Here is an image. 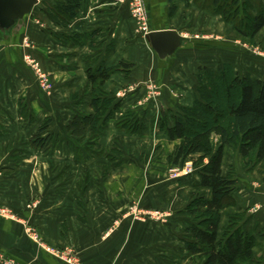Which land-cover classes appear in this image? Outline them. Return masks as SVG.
I'll use <instances>...</instances> for the list:
<instances>
[{
  "label": "crops",
  "instance_id": "1",
  "mask_svg": "<svg viewBox=\"0 0 264 264\" xmlns=\"http://www.w3.org/2000/svg\"><path fill=\"white\" fill-rule=\"evenodd\" d=\"M38 1L42 9H32L16 44L0 37V206L38 225L47 244L73 247L84 264H201L184 243L190 218L183 209L192 193L209 198L210 191L198 187L197 176L174 180L167 175L178 167L171 157L179 142L170 141L160 124L162 114L171 125L178 107L192 105L196 63L204 61L206 47L222 46L188 41L184 32L216 31L222 38L226 26L195 0H145L151 31H176L192 45L160 61L144 38H134L126 3L79 0L69 18L60 10L75 0ZM5 36L10 40L11 31ZM26 55L46 74L50 91L37 88ZM118 64L134 67L118 68L104 85L119 107L102 135L94 145L88 144L89 134L81 141L68 135L74 115L94 113L87 65ZM253 72L252 78L264 81ZM149 82L157 85L154 90L145 86ZM130 85L133 91L127 90ZM47 120L42 136L48 142L33 149L30 140ZM134 121L142 132L121 127ZM229 150H224L222 171L233 166L238 183L235 204L223 210L220 228L228 214H244L241 224L259 237L258 254L264 251L263 170L260 164L243 167L236 150L231 161ZM31 203H37L34 211L26 209ZM163 210L168 211L163 217L152 212ZM38 253L15 222L0 217V254L13 264H62L43 252L35 262Z\"/></svg>",
  "mask_w": 264,
  "mask_h": 264
},
{
  "label": "trees",
  "instance_id": "2",
  "mask_svg": "<svg viewBox=\"0 0 264 264\" xmlns=\"http://www.w3.org/2000/svg\"><path fill=\"white\" fill-rule=\"evenodd\" d=\"M210 1L217 10L215 14L231 21L242 37L251 40L264 29V6L257 7L255 15L247 13V22L242 25L236 15L239 0L229 4V0ZM245 1L249 3V0ZM77 2L79 0L62 7L60 14L72 18L75 7L79 6ZM195 2L197 4L198 1ZM248 5L250 9L251 4ZM122 67L130 66L118 64L92 69L87 65L86 75L92 94L90 107L94 113L74 115L66 127L68 135L81 141L89 134L88 144L96 143L104 131L106 120L119 107V102L104 90V85ZM196 80L192 105L178 107L171 115V125L166 122V114H162L160 124V130L170 141L179 142L173 155L174 164L197 157L193 165L201 167L196 174L198 187L210 191L209 198L200 192L192 193L183 209L190 218L185 228L184 243L201 264H256L254 249L258 246V236L247 232L241 224L245 215L228 214L227 225L220 228L223 210L235 204L233 195L238 183L230 170L222 171V162L225 148H234L243 167L264 166V81L247 74L239 75L230 63L218 70L200 67ZM49 122L47 120L31 138L33 149L46 146L49 137L42 135ZM121 127L133 133L143 130L137 121L126 122ZM215 137L219 139L216 148L212 144ZM205 159H208L207 163H204Z\"/></svg>",
  "mask_w": 264,
  "mask_h": 264
},
{
  "label": "rangeland",
  "instance_id": "3",
  "mask_svg": "<svg viewBox=\"0 0 264 264\" xmlns=\"http://www.w3.org/2000/svg\"><path fill=\"white\" fill-rule=\"evenodd\" d=\"M197 1H198L197 5L207 9L206 11H208L211 14V16H219L223 22L222 25L226 26L227 31L223 32L224 35L220 34V35H222L221 36L222 38L218 37L219 33H217L216 31H200L199 30V31L184 32L183 36L188 41H190V40H196V41H200V42L212 41V42H216V43L221 42V44H222V46H218V45L212 46V44H211L209 47L205 48L206 53H204L203 55H207V56L204 57L203 62L201 61V62L196 63L197 66L199 65V67H197L196 73L198 72V69L200 67H207V68H211L214 70H218L224 64L230 63L233 65L234 70L241 76H245L246 74L247 75L254 74V72L252 73V69L257 70V72H260V74L264 76V29H262L251 40L249 38H244L235 31L234 25L231 23V21L228 22V21L224 20L221 15L215 14V11H217V10H215V8L212 7L210 0H197ZM232 1L233 0H229L228 4L231 3ZM248 2L251 4L250 9H249V5H248L249 3H246L245 0H239V11L236 15H237V21L239 20L240 24H242V25H244V23L247 22V20L245 18L247 13L249 15H255L258 11L257 7L264 6V0H249ZM232 11L233 10L229 11L230 15L232 14L231 13ZM130 18L133 22L134 29H135L134 30L135 31V33H134L135 37L134 38H140V37L144 38V35H143L144 31L137 27L135 20L131 16H130ZM230 19L234 20V18H232V17ZM146 22H147L148 29L150 30L149 18L146 20ZM201 47H203V46H201ZM203 48H201V49H203ZM23 60H24V58H23ZM25 63L27 64L26 61H25ZM27 65H28L29 69H31V71L34 74V79H35L37 88L42 89L41 85L39 84V81H38L36 74L34 73L32 68L30 67V65L29 64H27ZM128 65L130 66L128 69L132 70L134 67V64H128ZM145 86L149 89L154 90V87L156 88L157 85L149 82V83H146ZM133 89H134L133 85H130L127 87V90H129V91H133ZM120 92H123V91H120ZM168 95L171 96L170 92ZM212 144L216 148L219 145V140L214 141V138H213ZM229 149H230L229 151L231 153L227 154L226 158L231 157L230 160L232 161V155H234L235 149L234 148H229ZM171 159L173 160V157H171ZM196 159H197V157L188 158L187 160H184V162H182L181 164L178 163L177 164L178 167H176L174 169L172 168L169 171L166 170L167 175L170 176V179H173L172 178V171H174L176 169H182V168H184V166L186 164L190 163V164H192V166L194 168V172L192 175L186 176V177H192V176L195 177L201 168L199 166L195 167L193 165L194 162L196 161ZM228 161L229 160L227 159V163L230 162V161L229 162ZM261 167H263L262 170H264V166L262 165ZM228 170H230L234 174V176H236V171H235V168H233V166H230V167L226 166L225 172H227ZM263 174H264V171H263ZM180 178H182V177L179 176L178 178H175L174 180H177ZM263 182H264V178H263ZM37 207H38L37 203H34V204L31 203L28 206H26V209L27 210L31 209L32 211H34L35 209H37ZM133 208H135V207H132L130 209L131 213H134ZM2 210L4 212H6L8 215H5V216L0 215V217H5V218H8V219L12 220L13 222H15L19 226L22 235L24 237H26V239L29 242H31L33 245H35V247L38 249L39 255H37L35 257V260H34L35 262L38 261L40 255H41L40 252H43V253L51 256L53 259H55L56 261H58L62 264H84L81 257H80V254L73 247H59V246H53V245L47 244L41 236L40 230L37 227L38 225L33 224L32 222L26 221L22 216H18L16 214H13L12 211L6 209L5 207L0 206V211H2ZM137 212L138 211H135V213H137ZM152 212L153 213L157 212V213L161 214V217L165 216L166 213H168V211H164V210L163 211H155V212L152 211ZM180 236H182V235H180ZM257 238H259V237H257ZM258 245H259V247L261 246L260 243H258ZM256 248H258V246ZM12 262H14V261H12ZM12 262L7 257H5L4 254H0V264H13ZM255 262H256V264H264V251L261 250L258 254H255Z\"/></svg>",
  "mask_w": 264,
  "mask_h": 264
},
{
  "label": "water",
  "instance_id": "4",
  "mask_svg": "<svg viewBox=\"0 0 264 264\" xmlns=\"http://www.w3.org/2000/svg\"><path fill=\"white\" fill-rule=\"evenodd\" d=\"M34 7L42 9V4L38 0H0V37L3 41H12L13 44L18 42L25 19ZM8 31H11L10 40H6L5 36ZM144 39L160 61H166L172 58L176 51L192 46L176 31L168 29L150 31L144 35Z\"/></svg>",
  "mask_w": 264,
  "mask_h": 264
},
{
  "label": "built area",
  "instance_id": "5",
  "mask_svg": "<svg viewBox=\"0 0 264 264\" xmlns=\"http://www.w3.org/2000/svg\"><path fill=\"white\" fill-rule=\"evenodd\" d=\"M117 1L120 3L127 4L130 16L135 20L137 27L144 31L143 35H146L147 33L151 31L148 29L147 22H146V20L148 19V13L146 10L145 0H116V2ZM23 44L25 46H28V43L26 41H24ZM24 60L27 62V64L30 65V67L36 74L39 84L41 85V88L46 92L50 91L51 85L49 83L48 77L41 70L37 62L33 60L30 55L24 56ZM120 95H125V94L118 93V96ZM193 172H194V168L192 164L189 163V164H186L184 168L182 169H176L172 171V178L175 179V178H178L179 176L181 177L190 176L193 174ZM153 214L154 216L161 217V214L157 212ZM0 215L5 216L8 214L2 210L0 211Z\"/></svg>",
  "mask_w": 264,
  "mask_h": 264
}]
</instances>
